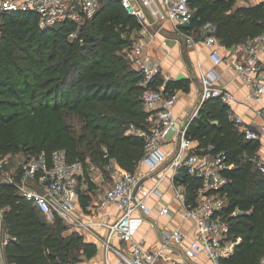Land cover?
Listing matches in <instances>:
<instances>
[{
	"label": "built area",
	"instance_id": "obj_1",
	"mask_svg": "<svg viewBox=\"0 0 264 264\" xmlns=\"http://www.w3.org/2000/svg\"><path fill=\"white\" fill-rule=\"evenodd\" d=\"M98 3L99 0H0V38L1 14L34 11L43 29L61 21L74 22L77 29L69 37L83 42L80 29L95 17ZM121 3L139 23L146 25L144 33L150 37L169 38L164 33H171L175 43H185L189 48L206 47L210 51L209 58L215 66L202 73L191 112L185 116L176 112L179 90L168 87L173 78L164 72L146 41L130 39L122 54L140 76L146 119L142 127L131 124L128 134L144 140V154L139 163L148 169H125L109 156L105 146L104 165L91 160H69L62 148L51 154L40 150L15 166L8 155L0 154V186L13 185L47 221L59 217L70 231L101 236L104 229L105 234L100 237L107 254L104 264H229L227 259L238 242L231 235V221L240 209L229 208V195L223 192L228 183L224 172L236 167L237 162L225 150H215L211 143L196 144L189 131L203 104L213 98L226 106L229 118L247 140L264 137V32L228 53L230 67L248 87L243 101L263 103L257 109L263 119L258 126L236 113L239 101L229 88L230 81L226 82L216 69L225 61V54L219 49L221 43L215 26L206 24L195 32L183 28L194 17L190 0H121ZM238 50L243 51L241 58L235 54ZM238 159L251 161L264 173V155L260 152L244 150ZM105 172L109 173V186L101 200L103 214L85 217L79 211L81 193L94 176L101 177ZM190 176L203 180L194 192L187 180ZM166 179L173 200L178 203L176 207L164 201L162 183ZM5 211L0 206V264H10L5 248L14 238L6 226ZM145 227L146 232L141 234ZM152 229L157 236L148 245L146 235ZM258 264H264V258Z\"/></svg>",
	"mask_w": 264,
	"mask_h": 264
},
{
	"label": "trees",
	"instance_id": "obj_2",
	"mask_svg": "<svg viewBox=\"0 0 264 264\" xmlns=\"http://www.w3.org/2000/svg\"><path fill=\"white\" fill-rule=\"evenodd\" d=\"M101 1L95 17L80 29L83 42L69 37L76 26L70 20L43 29L34 11L1 14L0 154L22 147L25 159L40 150L51 154L62 148L69 160H76L85 151L94 154L95 147L101 155L105 146L122 167L136 169L144 140L128 131L131 124L144 126L146 113L140 76L122 54L130 39L121 30L129 31L138 21L121 0ZM190 2L195 13L188 29L211 24L223 46L246 43L264 32V0ZM172 86L185 89L182 81ZM189 136L236 160V167L224 172L229 208L240 209L231 221V235L238 242L227 262L258 264L264 255V173L238 155L259 152L263 139L247 140L226 106L213 98L192 121ZM187 180L191 192L203 182L193 176ZM0 205L14 237L5 248L10 264H78L97 253L94 237L69 232L59 217L47 221L13 185L0 186Z\"/></svg>",
	"mask_w": 264,
	"mask_h": 264
},
{
	"label": "crops",
	"instance_id": "obj_3",
	"mask_svg": "<svg viewBox=\"0 0 264 264\" xmlns=\"http://www.w3.org/2000/svg\"><path fill=\"white\" fill-rule=\"evenodd\" d=\"M145 24H141L138 22V26L133 27L131 30L133 31V34H130L129 39L134 40H143L146 41L147 46L152 54L159 59V61L162 64V67L164 69L165 73H169L171 77L173 78L172 82H170L172 85H174V82L176 81H182L185 85V89L173 87V89L179 90V97L177 99L176 103V112L180 114L181 116H185L188 113L191 112V109L193 108L194 103L196 102L197 97V89L200 85V77L202 73L205 71H208L212 69L215 65L209 58V50L206 47H188L185 43L179 44L175 43L173 40L172 34L164 33L165 35H170L169 38H166L164 35L157 36V37H150L148 33H144ZM185 30L189 31H196L198 28H192L188 29L189 25H185L183 27ZM123 35V34H122ZM172 37V38H171ZM236 45V46H235ZM239 44H234L231 46H223L220 45L219 49L221 52L225 54V61L219 66L216 67L218 71H220L223 74V79L226 82L230 81L229 88L235 93L237 100L239 101L236 105V113L238 115H243L244 118L251 123H254L258 126H261L263 123V119L258 115L257 109L262 106V102L260 101H253L246 99L243 101L245 95L248 92L247 85L237 76L236 72L230 67L229 65V52H234L235 47H237ZM243 51L238 50L236 51V55L240 56L242 55ZM217 121V120H215ZM264 141V137L262 138ZM197 144V143H196ZM204 146V145H203ZM259 152L264 155V143ZM141 168L143 170H147L148 167L142 164H138L136 168ZM105 175L107 176V180H109V173L105 172V174L101 177L98 175L94 176V180H92L89 185H92L93 182H99L103 181L105 178ZM169 180H164L162 183V186L165 189V202H170L173 207H176L178 205L177 202L173 200L172 191L169 190ZM89 185L87 186V190L84 192L86 195H89L91 198L84 199V203L82 199H80L81 206L85 205V211L86 214L85 217L88 218H96L98 216H101L103 214L102 212V201L98 200V196H95L90 191ZM99 185V183H98ZM106 189L109 186V183L105 185ZM105 193V192H104ZM82 196V194H81ZM80 209V205H79ZM178 218V217H177ZM191 224V223H189ZM68 229V228H67ZM147 228H142L141 234L146 232ZM69 232L70 231L68 229ZM86 238L88 237H94L96 242L98 243V250L95 255L92 257H84L81 262L78 264H104L105 258H106V251L102 247V241L100 237H102L105 234V230H101V236L96 234L82 233ZM156 232L152 230H149V234L146 235L147 243L148 245L154 243V239L156 238ZM117 244V243H116ZM108 255L110 257H114L111 252L108 251Z\"/></svg>",
	"mask_w": 264,
	"mask_h": 264
},
{
	"label": "rangeland",
	"instance_id": "obj_4",
	"mask_svg": "<svg viewBox=\"0 0 264 264\" xmlns=\"http://www.w3.org/2000/svg\"><path fill=\"white\" fill-rule=\"evenodd\" d=\"M100 3H102L101 0L98 3L99 8H100ZM38 24H39V19H38ZM76 29H77V27L75 26V28L73 30H76ZM73 30H71V31H73ZM121 31L123 32L122 34H124V36L123 35L122 36L125 37V38L126 37L130 38V36H131L130 34H133V31L131 29H129V31L128 30L125 31L124 29H122ZM82 38L84 39V37H82ZM48 47H50V45H48ZM74 128L77 130V132H79V129H80L79 124L75 123V127ZM95 143L96 142H94L93 144H95ZM93 150H94V154H91L90 151H85V154L83 155V158L81 160H83L85 162H87L86 160H91L93 162L98 163L99 165H104L105 161H107V160L102 157L103 154L100 155L99 151L98 152L95 151V150H97L96 147L93 148ZM16 151H17L16 153L3 154V155H6V156L8 155V157L13 161V166H15L20 160L24 159V157H23L24 153L22 152V147H19ZM11 154H13V155H11ZM67 155H68V153H67ZM107 176L108 175H105V177H104L105 179L103 181H99L98 182L99 185H98L97 182H93L92 185H89L90 191L92 192L93 195L98 196V198H99L98 200H102V198H104V192L106 191V186L105 185L109 183V180H107ZM86 190H87V188L84 189V191L81 193L82 196H80V199H82L83 203L85 201L84 199H87V196H88V199L91 198L89 195H86V193H84ZM79 205H80L79 211L82 214H86L85 205L83 204L81 206L80 202H79ZM63 222L65 223V221H63ZM65 225H66V223H65ZM263 258H264V255L262 256V258L260 259L259 262H261V260Z\"/></svg>",
	"mask_w": 264,
	"mask_h": 264
}]
</instances>
